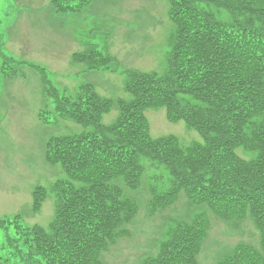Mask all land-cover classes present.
<instances>
[{
    "label": "trees",
    "instance_id": "obj_1",
    "mask_svg": "<svg viewBox=\"0 0 264 264\" xmlns=\"http://www.w3.org/2000/svg\"><path fill=\"white\" fill-rule=\"evenodd\" d=\"M91 1L51 3L57 13H67ZM170 2L175 30L167 70L162 76L133 74L128 83L133 100L121 104L122 115L113 125L100 124L107 103L91 86L68 97L49 90L55 113L85 131L48 141L47 159L60 163L68 179L54 187L55 218L48 230L24 227L18 216L0 220V229L15 230L6 242L10 259L0 256V264H102L99 253L124 235L135 211L114 182L137 188L142 159L164 166L170 175V188L154 202L168 205L183 193L223 221L252 218L260 248L239 243L215 264H264V0ZM1 40L0 33L1 72L12 76L16 62L3 54ZM74 59L89 70L114 62L95 47ZM151 106L183 120L202 141L184 146L175 136L151 137L143 116ZM208 226L205 214L175 223L142 264H199Z\"/></svg>",
    "mask_w": 264,
    "mask_h": 264
},
{
    "label": "rangeland",
    "instance_id": "obj_2",
    "mask_svg": "<svg viewBox=\"0 0 264 264\" xmlns=\"http://www.w3.org/2000/svg\"><path fill=\"white\" fill-rule=\"evenodd\" d=\"M171 28L168 4L163 0H93L80 12L65 14L54 13L50 0H0L4 53L26 63L21 67L23 72L11 78L0 73V218L19 214L25 226L48 227L56 202L53 183L65 174L60 164L46 161V143L53 136L76 134L82 128L51 112V100L33 66L43 67L60 92H72L80 83H89L101 97L123 98L127 95L123 90L124 70H164ZM75 42L105 47L117 60V70L81 72V66L70 59L77 50ZM43 110L50 111L48 123L39 118ZM117 115L114 108L103 122L110 124ZM147 116L153 137L174 135L185 144L202 141L196 131L186 129L184 121L165 115L164 109L152 110ZM142 165V186L125 190L134 196L139 212L129 222L127 237L125 233L101 254L104 264H141L156 252V231L162 224L190 219L202 210L210 215L204 206L190 207L183 196L172 208L152 212L151 190L166 191L170 175L164 166H151L146 159H142ZM39 187L44 189L46 199L40 211L34 212L32 194ZM248 220L254 228L249 222L228 220L225 224L214 220L200 264H215L237 243L257 246V228L251 217Z\"/></svg>",
    "mask_w": 264,
    "mask_h": 264
}]
</instances>
